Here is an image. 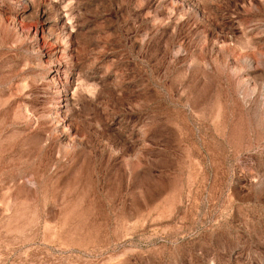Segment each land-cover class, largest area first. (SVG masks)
I'll return each mask as SVG.
<instances>
[{
  "label": "rangeland",
  "instance_id": "rangeland-1",
  "mask_svg": "<svg viewBox=\"0 0 264 264\" xmlns=\"http://www.w3.org/2000/svg\"><path fill=\"white\" fill-rule=\"evenodd\" d=\"M0 264H264V0H0Z\"/></svg>",
  "mask_w": 264,
  "mask_h": 264
}]
</instances>
